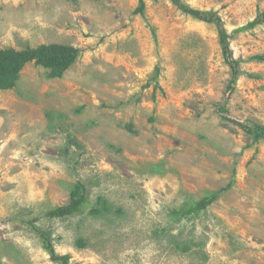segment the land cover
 I'll return each mask as SVG.
<instances>
[{"label":"rangeland","instance_id":"374dc122","mask_svg":"<svg viewBox=\"0 0 264 264\" xmlns=\"http://www.w3.org/2000/svg\"><path fill=\"white\" fill-rule=\"evenodd\" d=\"M139 1L0 0V51L78 49L61 72L0 58V264H63L32 222L69 264H264V22L236 31L264 0H183L221 17L232 90L215 22ZM76 189L82 212L48 215Z\"/></svg>","mask_w":264,"mask_h":264},{"label":"trees","instance_id":"16d2710c","mask_svg":"<svg viewBox=\"0 0 264 264\" xmlns=\"http://www.w3.org/2000/svg\"><path fill=\"white\" fill-rule=\"evenodd\" d=\"M170 1H172L184 12L194 15L198 19L205 20L208 22H215L217 24L219 28L220 44L222 46L225 61L231 67L232 74H231V81L229 84V88L230 90H232L237 79L242 74V70L239 67L240 60L235 59L233 56L229 41L230 34L224 28L221 17L216 13L192 8L187 3L183 2V0H170ZM139 2L140 3L137 11L143 14L145 9V1L140 0ZM263 22H264V12L262 14H259L255 19L249 21L247 24L237 28L236 31L240 32V31L249 30ZM77 54H78L77 48L63 44H49V45H41L36 49H30L22 52H18L14 49L0 51V58H2V60H4L5 62L10 61V65L7 67L8 70L15 69V71H17L20 67L23 66L26 60L28 61L37 58V60L53 62L56 66V69L60 70L61 72L62 70H65L72 63V61L77 57ZM258 57L264 59V55L261 56L259 55ZM7 83L8 82H6V85ZM222 110L225 111V106L222 107ZM253 131H254L255 141L264 138V125L259 123L255 124ZM76 190L74 196L76 198L72 199L70 204L65 206H58L50 210L48 212V215L51 217H56V216L64 217L65 215H72L76 212H82V207L87 203L86 201H88V198L86 197V193L84 192L85 191L84 189L82 190L76 189ZM215 198H216V194L210 195L200 200L196 205L187 204L183 208L175 210V213L177 215H182V216L192 214L194 212L199 211L200 209L205 208L209 203L214 201ZM93 209L95 211L94 214H99L101 212V208L99 206H95ZM91 212H93V210ZM32 227L33 228L35 227L36 231L39 233V235H41L44 242V246L47 250L50 251L52 255V259L58 261L60 260L63 262V264H69L67 255H59L56 253L54 244L51 239V232H49L48 230L44 231L41 228L36 227L33 222H32ZM77 244L81 247L85 246V239L78 238Z\"/></svg>","mask_w":264,"mask_h":264}]
</instances>
